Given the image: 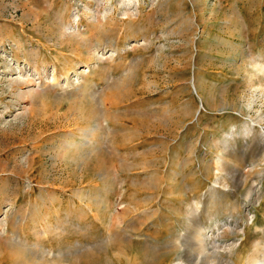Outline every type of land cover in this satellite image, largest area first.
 I'll return each mask as SVG.
<instances>
[{
	"label": "rangeland",
	"instance_id": "1",
	"mask_svg": "<svg viewBox=\"0 0 264 264\" xmlns=\"http://www.w3.org/2000/svg\"><path fill=\"white\" fill-rule=\"evenodd\" d=\"M255 63L264 0H0V264H207L200 227L221 264H253Z\"/></svg>",
	"mask_w": 264,
	"mask_h": 264
},
{
	"label": "bare ground",
	"instance_id": "2",
	"mask_svg": "<svg viewBox=\"0 0 264 264\" xmlns=\"http://www.w3.org/2000/svg\"><path fill=\"white\" fill-rule=\"evenodd\" d=\"M254 65L256 67H258L261 72L264 73V65H261L260 67H259V65L257 63H255ZM83 81H84V86L80 89V94H79L80 96L82 94H84V93H87V94L89 93V92H87V89H88L87 80L84 79ZM90 96H92V93H90ZM60 149H61L62 153L63 152L65 153L66 151H69V150L77 151V150L80 149V145H78L76 142L65 141L64 144L60 147ZM41 234L45 235L46 232L43 231ZM10 238H12V237H10ZM194 240L195 241L194 242L192 241V242H193L194 246L196 247L195 250L197 249L198 257H200L199 259L203 258L201 260L207 261V264H221V259L220 258L222 256L218 257V254L214 255V254H216L214 251L213 252H209L208 251V246H207V243L205 242L206 240L204 239V236H203V233H202V227H200L198 229ZM13 245L17 246V248H19L20 250H22L24 252L25 249L24 248L22 249V247H24V246H22L19 241L18 242H13ZM257 246L258 245H255V252L258 251L257 254H259V255L262 254V258L261 257L258 258L256 256L257 254L253 253L248 258L247 263L251 262L253 264H257L259 262H264V249L262 251H260V250H258ZM215 250H216V252H218L217 249H215ZM209 254H211V255H209ZM219 256H220V254H219ZM176 264H186V263L182 262L181 259H180V261L178 263H176Z\"/></svg>",
	"mask_w": 264,
	"mask_h": 264
},
{
	"label": "crops",
	"instance_id": "3",
	"mask_svg": "<svg viewBox=\"0 0 264 264\" xmlns=\"http://www.w3.org/2000/svg\"><path fill=\"white\" fill-rule=\"evenodd\" d=\"M250 82H251V81H250ZM189 83H190V88H192V90H193V73H192V75H191L190 78H189ZM253 83H254V81L252 80V84H253ZM182 89H183V88H182L181 86H180V87H176L175 90H174V93L178 95V94L181 93ZM190 92H191V90H190ZM180 107H181V106H180ZM222 107H223V106H222ZM165 109H167V110H173V109L176 110L174 107H171V104H169V103L165 104ZM179 109H181V108H179ZM239 111L241 112V110H239ZM249 115H250V114H249ZM249 115H248V117L245 116V117L242 119L241 123H239V125H241V126H243V127H244V126H250V127H251V126H256V125L259 124V123H255V122H254L255 120H253L254 117H252V116L249 117ZM257 121H259V120H257ZM191 122H193V118L191 119ZM187 124H188V123H186V124L183 125V126L181 125V126H180V130L178 131V133H177V132H176V133H177V134H180L181 131H182V128H183V127H186ZM226 124H227V125H232V124H229V122L226 123ZM226 124H225V125H226ZM192 127H193V126H192ZM178 128H179V127H178ZM176 133H175V134H176ZM177 134H176V135H177ZM166 136H170V137H171V134H170V135L165 134V137H166ZM176 138H177V137H176ZM176 138H174L173 140L176 141ZM190 138H191V139H190V142H189V150H190V152H193V139H192L193 136H191Z\"/></svg>",
	"mask_w": 264,
	"mask_h": 264
}]
</instances>
